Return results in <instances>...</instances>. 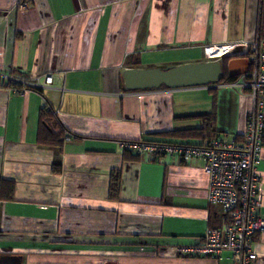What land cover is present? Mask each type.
Segmentation results:
<instances>
[{"label":"crops","instance_id":"1","mask_svg":"<svg viewBox=\"0 0 264 264\" xmlns=\"http://www.w3.org/2000/svg\"><path fill=\"white\" fill-rule=\"evenodd\" d=\"M263 27L261 0H0V184L15 185L12 200L0 192V264H238L231 252H176L227 222L208 201L204 162L137 157L120 142L241 136L252 97L218 83L128 90L124 73L207 62L208 47L241 56ZM47 76L42 94L4 87ZM46 104L70 138L61 152L37 142ZM258 171L264 218V151ZM113 172L118 200L109 199ZM254 249L264 264L263 237Z\"/></svg>","mask_w":264,"mask_h":264},{"label":"built area","instance_id":"2","mask_svg":"<svg viewBox=\"0 0 264 264\" xmlns=\"http://www.w3.org/2000/svg\"><path fill=\"white\" fill-rule=\"evenodd\" d=\"M19 7L27 10L30 4L23 1ZM216 50L219 54L212 56L210 51ZM232 50L230 46H220L208 47L205 52L209 58L220 59ZM252 52L250 71L239 76L235 83L226 84L241 94L250 95L254 102L246 131L240 137H215L204 145L145 140L120 142L124 150L140 157L178 156L184 162H204L203 169L209 179L208 201L222 208L227 222L211 226L203 240L195 245L176 247L179 256L221 260L226 252H231L238 264H257L255 240L259 236L264 238V218L259 215L261 176L258 171L264 151V27ZM14 81L43 88L52 85L53 78L47 76L44 83ZM14 91L27 92L25 88Z\"/></svg>","mask_w":264,"mask_h":264},{"label":"water","instance_id":"3","mask_svg":"<svg viewBox=\"0 0 264 264\" xmlns=\"http://www.w3.org/2000/svg\"><path fill=\"white\" fill-rule=\"evenodd\" d=\"M223 57L214 61L187 63L166 69L131 68L124 73L125 87L128 90H151L162 86L169 89L208 86L217 83L223 77V66L220 62ZM227 68L229 76L239 77L250 71L251 62L248 58H234L228 63Z\"/></svg>","mask_w":264,"mask_h":264},{"label":"trees","instance_id":"4","mask_svg":"<svg viewBox=\"0 0 264 264\" xmlns=\"http://www.w3.org/2000/svg\"><path fill=\"white\" fill-rule=\"evenodd\" d=\"M264 6V0H261V8ZM253 52L252 49L248 51L244 55H233V56H225L221 59V64L223 66V77L220 81H218V84H231L235 83L238 79V77H231L228 73V63L233 58H250L252 56ZM25 82H31V81H25ZM212 85V84H210ZM208 85V86H210ZM5 88H14V89H24L27 91H37L42 94V88H36L29 86L25 83H19L15 81H10L9 83L4 85ZM3 87V88H4ZM159 89H169L165 86H162ZM158 89V90H159ZM151 90H157V89H151ZM198 118L203 120V124L205 128H212V121L211 119H208L207 116H198ZM208 121V122H206ZM67 133V130L65 127L61 124L59 118L53 113L52 109L49 107V104H46L39 116V127H38V134H37V142L41 146H47L51 148L57 149L59 152L62 151L63 145L65 140L67 139L65 137ZM240 137V136H237ZM75 140H83L85 137L81 136H74ZM148 142H164V141H157V140H145ZM167 143V142H166ZM139 157V156H137ZM55 172H60L61 169L58 166H55L54 168ZM119 190H120V173L119 172H113L111 175L110 185H109V199L111 200H118L119 199ZM0 192H1V198L5 200H12L15 192V185L11 181H3L0 184Z\"/></svg>","mask_w":264,"mask_h":264},{"label":"rangeland","instance_id":"5","mask_svg":"<svg viewBox=\"0 0 264 264\" xmlns=\"http://www.w3.org/2000/svg\"><path fill=\"white\" fill-rule=\"evenodd\" d=\"M204 59H205L206 61H208V60H210V61H214V60H216L217 58H209V57H207V55L205 54Z\"/></svg>","mask_w":264,"mask_h":264},{"label":"bare ground","instance_id":"6","mask_svg":"<svg viewBox=\"0 0 264 264\" xmlns=\"http://www.w3.org/2000/svg\"><path fill=\"white\" fill-rule=\"evenodd\" d=\"M223 50H225V49H223ZM210 52H212V53H211L212 56H215V55L217 56V55L219 54V53H218V52H219L218 50L216 51V53H214L213 51H210Z\"/></svg>","mask_w":264,"mask_h":264},{"label":"flooded vegetation","instance_id":"7","mask_svg":"<svg viewBox=\"0 0 264 264\" xmlns=\"http://www.w3.org/2000/svg\"><path fill=\"white\" fill-rule=\"evenodd\" d=\"M229 56H233V55H231V54H229ZM234 59V58H233ZM221 62V61H220Z\"/></svg>","mask_w":264,"mask_h":264}]
</instances>
